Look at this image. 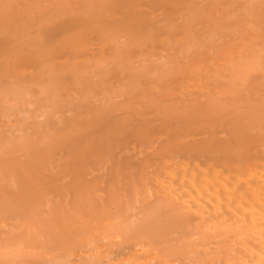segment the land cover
<instances>
[{
    "label": "bare ground",
    "instance_id": "obj_1",
    "mask_svg": "<svg viewBox=\"0 0 264 264\" xmlns=\"http://www.w3.org/2000/svg\"><path fill=\"white\" fill-rule=\"evenodd\" d=\"M241 1L22 0L13 11L0 0V264H264V44L223 66L198 61L213 51L215 22L231 37L264 19V6L253 15ZM196 16L212 25L193 48ZM161 45L182 53L161 70L131 68L121 51ZM110 48L130 72L122 106L90 80ZM155 72L163 93L174 94L172 81L202 82L184 104L161 99V127L137 130L147 152L139 170L129 184L115 175L102 200L85 163L117 144L115 113L136 95L152 108Z\"/></svg>",
    "mask_w": 264,
    "mask_h": 264
},
{
    "label": "rangeland",
    "instance_id": "obj_2",
    "mask_svg": "<svg viewBox=\"0 0 264 264\" xmlns=\"http://www.w3.org/2000/svg\"><path fill=\"white\" fill-rule=\"evenodd\" d=\"M7 1L14 5L13 11H17L18 5H22L19 2L22 0ZM59 1L60 0H34L38 6H45L48 3H57V5H60ZM73 1L76 2L75 6L82 7L83 3H85L87 0ZM239 4H243L244 13H251L253 15L257 13L258 15V12L263 9L262 7L264 6V0H249V2L242 0ZM192 21L193 24L191 26L193 29L197 30L198 37L195 40L187 41V43L189 47L192 45L193 48L196 47L195 45L201 47L200 43L202 38L206 35V29L212 24L210 25L209 20L205 16H196L192 19ZM173 23L174 24L171 25L173 26L174 33L177 35L176 38H182L184 29L187 26L186 19L180 17L176 21L173 20ZM256 25L257 26L255 28L251 29V27H249V25L246 23L242 27L244 32L241 34L236 33L231 37H227L221 36L223 27H219L218 23L215 22L214 28H216L217 31L213 39V51L201 54L198 61H203L209 58L208 56H212L214 61L218 63L219 66H223V64L230 63L231 59L238 58L236 55L240 53V50L242 48L248 47L253 42H257L258 46H261L264 44V19H260ZM121 40L122 39H118L117 42L122 43L123 41ZM168 46L170 45H161V49H158V47H149V49L144 52V54L147 55H137V53H135L137 48L130 46H122L121 51L128 59V66L131 68L161 70L162 67L165 68V65L168 64V61H175L179 56L181 57L182 55L180 48L174 46L175 50H172L169 49ZM103 55H105L107 60L102 61L99 64L94 63L95 67L89 66V70L93 68L91 71L93 74L92 79H90L91 84L95 87L104 89L107 99H109L111 102H114L116 106H122L128 102V98L124 94H121V90L128 79L130 72L126 66L118 64L117 61L112 58L113 51L111 48ZM196 63L197 60H195V65ZM209 69L212 70L214 67L211 65ZM223 72L224 71H221V73ZM158 73H150L147 77L148 83L146 85V93L153 94L156 98L152 103V108H148L145 100L143 99L144 97H140L143 95H136V97L141 98V101H139L138 98H135L134 103H132L127 112L118 110L115 113L117 116L116 118L122 119L124 121L123 126L119 131L117 144L109 153L105 154L99 159L90 160L85 163V178L89 181L93 180L94 182H99L101 191L98 193V196L102 200L106 198L108 182L112 180L115 175H119L127 184H129L131 182V175L135 174L139 170L140 164L146 158L147 152L144 150V145L142 144L143 139L138 135L137 130L142 128L146 131L153 132L156 127H161V99L164 100L171 98L169 100H174L175 98H178V104H184L185 101L191 98V95H196L194 94L195 88L202 82V80L195 79L192 81H188L187 79L184 81L179 80L177 82L172 81L170 86L172 90L175 91L174 94L163 93L164 87L161 85V82L156 84V81H161L159 78L156 79V74ZM73 79L74 78L72 77H66V82L72 86V90L75 89V80ZM27 90L34 92V96H37L39 92V89L36 85H27ZM73 94L75 97H77L75 92H73ZM71 97L73 100V96ZM180 98L184 100L181 101ZM64 112L65 113H63V115L67 116L68 112ZM156 168L157 167H153V170ZM146 176L149 178L150 174ZM67 180L69 179H64V181ZM68 196L72 197L71 194ZM154 196L155 195H149L150 199H152ZM56 198V195L53 194L51 196L52 201L49 200L48 204L54 205L55 203L53 201H55ZM126 199H128V197Z\"/></svg>",
    "mask_w": 264,
    "mask_h": 264
}]
</instances>
